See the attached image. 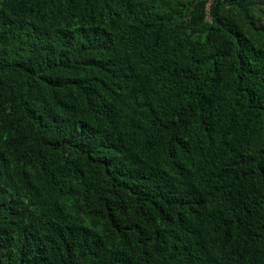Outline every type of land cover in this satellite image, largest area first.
<instances>
[{
  "label": "trees",
  "instance_id": "obj_1",
  "mask_svg": "<svg viewBox=\"0 0 264 264\" xmlns=\"http://www.w3.org/2000/svg\"><path fill=\"white\" fill-rule=\"evenodd\" d=\"M0 264H264V0H0Z\"/></svg>",
  "mask_w": 264,
  "mask_h": 264
}]
</instances>
